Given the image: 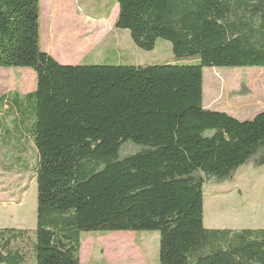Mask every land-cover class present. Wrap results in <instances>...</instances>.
Returning <instances> with one entry per match:
<instances>
[{"label": "trees", "instance_id": "obj_1", "mask_svg": "<svg viewBox=\"0 0 264 264\" xmlns=\"http://www.w3.org/2000/svg\"><path fill=\"white\" fill-rule=\"evenodd\" d=\"M114 4L115 28L145 51L169 41L175 62L58 63L39 0H0V67L35 73L34 90L0 95L36 153L35 264H80L82 231H158V264H264V228L203 225L206 182L264 165V109L238 120L202 104L204 67H264V0ZM24 234L0 229V264H27Z\"/></svg>", "mask_w": 264, "mask_h": 264}, {"label": "rangeland", "instance_id": "obj_2", "mask_svg": "<svg viewBox=\"0 0 264 264\" xmlns=\"http://www.w3.org/2000/svg\"><path fill=\"white\" fill-rule=\"evenodd\" d=\"M113 0H39V35L61 64L174 63L169 41L158 38L150 51L138 48L127 30L95 34ZM90 16L93 20L83 21ZM47 38L45 39V37ZM99 38L101 40L96 41ZM43 47V45H42ZM35 73L28 67H0V95H20L35 89ZM202 96L207 106L238 120L264 109V67H204ZM14 114L0 117V229L25 230L17 246L35 264L32 242L36 223L35 160L31 137L19 129ZM20 124V123H19ZM5 136V137H4ZM4 137V138H3ZM205 228H264V165L240 166L232 179L203 186ZM80 264H158V231H82Z\"/></svg>", "mask_w": 264, "mask_h": 264}, {"label": "crops", "instance_id": "obj_3", "mask_svg": "<svg viewBox=\"0 0 264 264\" xmlns=\"http://www.w3.org/2000/svg\"><path fill=\"white\" fill-rule=\"evenodd\" d=\"M117 15H118V6H117V4H114L113 7H112V9L108 13V15H105L103 18H97L96 19V21L97 20H100L101 27L98 28V30L95 32V34H108L110 31L119 30V29L115 28V26H114V24L116 22V19H117ZM90 19L93 20L95 18H91L90 16H86V17H84L83 21L90 20ZM105 22H107V23H109V25L113 26V29L110 30V31L106 30L105 29V26H104L106 24ZM46 38H47V36L45 37V39ZM98 40H101V39L97 38L96 41H98ZM42 45H43V47H42ZM44 45H45V40L42 41L41 40V36H40V47H41V49L43 51L47 52L48 54H50L53 57V55L51 54V52L46 47H44ZM202 94H203V92H202ZM202 104H203V107L208 108V109H211V110H214L212 108V106H207L204 103L203 96H202Z\"/></svg>", "mask_w": 264, "mask_h": 264}]
</instances>
